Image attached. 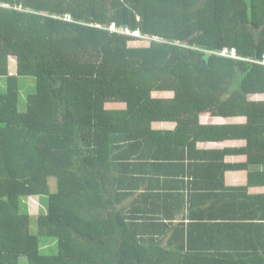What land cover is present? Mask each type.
Instances as JSON below:
<instances>
[{
    "label": "trees",
    "instance_id": "obj_1",
    "mask_svg": "<svg viewBox=\"0 0 264 264\" xmlns=\"http://www.w3.org/2000/svg\"><path fill=\"white\" fill-rule=\"evenodd\" d=\"M263 61L264 0H0V264H264Z\"/></svg>",
    "mask_w": 264,
    "mask_h": 264
},
{
    "label": "rangeland",
    "instance_id": "obj_2",
    "mask_svg": "<svg viewBox=\"0 0 264 264\" xmlns=\"http://www.w3.org/2000/svg\"><path fill=\"white\" fill-rule=\"evenodd\" d=\"M20 83V98H19V109L20 111H27L28 108V98L29 95L36 91L37 89V78L34 76H23L19 78ZM0 88L5 89L4 77L0 78ZM51 189L55 193L57 191V179L51 178ZM48 206V197L44 198L43 208L46 210ZM22 211L28 212L27 210V200H23ZM46 212V211H45ZM43 212V213H45ZM33 232H38V219L33 218ZM43 245L45 246V252L48 254L58 253V241L52 237H42ZM21 264H30V260L27 256H22L20 260Z\"/></svg>",
    "mask_w": 264,
    "mask_h": 264
},
{
    "label": "crops",
    "instance_id": "obj_3",
    "mask_svg": "<svg viewBox=\"0 0 264 264\" xmlns=\"http://www.w3.org/2000/svg\"><path fill=\"white\" fill-rule=\"evenodd\" d=\"M163 179V178H162ZM262 192H264V188L262 189ZM181 211H178V210H174V209H172V211H170V213H168V216L169 215H173L174 217L173 218H175V223L177 224L178 222H179V220L181 219V217L183 216V214H184V212H185V210H183V209H180ZM163 211V210H162ZM158 215H160L161 217H163V213L161 214H158ZM162 219H166V218H162ZM166 223H168V222H166Z\"/></svg>",
    "mask_w": 264,
    "mask_h": 264
},
{
    "label": "built area",
    "instance_id": "obj_4",
    "mask_svg": "<svg viewBox=\"0 0 264 264\" xmlns=\"http://www.w3.org/2000/svg\"><path fill=\"white\" fill-rule=\"evenodd\" d=\"M221 55L238 59L237 51H235L234 49H231V50H229V49H225V50L221 53ZM261 63L264 65V61L261 62Z\"/></svg>",
    "mask_w": 264,
    "mask_h": 264
},
{
    "label": "water",
    "instance_id": "obj_5",
    "mask_svg": "<svg viewBox=\"0 0 264 264\" xmlns=\"http://www.w3.org/2000/svg\"><path fill=\"white\" fill-rule=\"evenodd\" d=\"M210 57H211V54L209 53V54H207V55L205 56V59H206L207 61H209V60H210Z\"/></svg>",
    "mask_w": 264,
    "mask_h": 264
}]
</instances>
